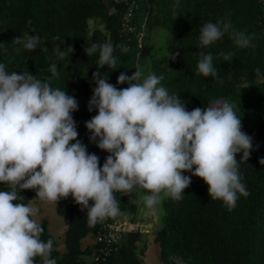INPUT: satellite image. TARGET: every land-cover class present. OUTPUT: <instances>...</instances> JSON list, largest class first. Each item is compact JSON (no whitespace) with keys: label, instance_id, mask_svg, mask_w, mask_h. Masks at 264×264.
Returning <instances> with one entry per match:
<instances>
[{"label":"clouds","instance_id":"9594fccd","mask_svg":"<svg viewBox=\"0 0 264 264\" xmlns=\"http://www.w3.org/2000/svg\"><path fill=\"white\" fill-rule=\"evenodd\" d=\"M226 33L237 48L254 46L255 35L236 30L230 19L205 22L200 28L197 75L219 80L212 54L201 49ZM12 44L47 51L39 34L16 37ZM114 51L110 42L85 48L89 57L99 53L92 76L97 86L88 102V111L98 114L85 126L90 141L109 153L102 167L99 157L78 139L72 115L79 110L78 101L52 87L51 81L59 77L57 65L51 64V75L41 80L31 72H9L0 63V184L7 189L0 190V264H37L38 259L39 264H57L51 258L52 240L41 239L44 228L34 219L38 210L20 202V191L35 190L36 198L49 204L71 196L81 211L87 210L89 227L122 214L117 193L143 190L145 208L155 214L165 198H183L191 176L201 178L211 200L222 201L229 211L238 196L249 195L239 164L250 158L253 142L242 131L234 106L214 100L189 111L180 96L162 86V75H145L139 67L131 76L119 75L117 84L128 87L118 89L100 71L105 66L117 69ZM55 52L58 59L66 55L59 46ZM221 55L228 62L234 53ZM237 87L247 89L250 84L242 79ZM259 163L264 165V159Z\"/></svg>","mask_w":264,"mask_h":264},{"label":"trees","instance_id":"16d2710c","mask_svg":"<svg viewBox=\"0 0 264 264\" xmlns=\"http://www.w3.org/2000/svg\"><path fill=\"white\" fill-rule=\"evenodd\" d=\"M176 4L177 0H0V63L9 72H31L41 80L51 75V64L57 65L59 77L51 81L52 87L67 91L78 101L79 110L72 114L78 139L90 154L99 157L102 167L109 153L90 141L91 134L85 126L98 114L97 110L88 111V102L97 86L92 76L97 71L99 53L89 57L85 48L89 43L113 44L117 69L105 66L100 71L109 76V83L121 89L128 85L117 84L119 75L131 76L150 59L149 36L156 28L165 29L170 35L166 54L152 59L150 72L162 75V86L180 96L189 111L207 107L214 100L231 103L241 118L242 131L252 138L253 149L248 161L239 164L249 195L238 196L231 211L222 201L211 200L208 185L201 178L184 173L191 176L192 183L181 200L163 201V227L153 232L161 260L164 264H264V165L259 163L264 159V11L257 0H179V6ZM138 10L144 12L140 26L135 20ZM219 19H230L236 30L254 34L255 39L253 47L240 49L226 33L220 41L201 49L213 56L219 73L215 81L197 75V54L200 28L205 22ZM91 21L100 24L92 33ZM36 34L45 41L47 51H28L12 44L16 37ZM143 34L141 49L139 38ZM121 45L128 51H121ZM58 46L66 50L63 59L57 58ZM228 52L234 55L225 62L221 53ZM242 79H247L249 88L238 89ZM242 155L237 154L236 159L240 161ZM0 190L7 189L0 184ZM19 195L25 204L36 199L35 190L20 191ZM116 198L124 212L128 208L126 196L117 193ZM56 205L65 222L67 251H59L44 220L41 239L52 240L51 258L57 264H90L99 244L85 245V239L96 238L101 226L116 221L120 215L89 227L87 210L81 211L71 196ZM144 239L145 234L139 231L124 234L105 264H143L147 250Z\"/></svg>","mask_w":264,"mask_h":264},{"label":"rangeland","instance_id":"374dc122","mask_svg":"<svg viewBox=\"0 0 264 264\" xmlns=\"http://www.w3.org/2000/svg\"><path fill=\"white\" fill-rule=\"evenodd\" d=\"M144 18V12L141 10L136 11L135 13V20L136 24L140 26L142 24ZM100 24L95 21L90 22L91 33L96 28L99 27ZM102 28V26H101ZM169 33L163 28H156L153 33L150 34V45H151V56L150 59L146 60V62L142 63L140 69L147 75L150 72V65L153 58L163 57L166 54V41L169 38ZM121 194V193H120ZM123 195V194H121ZM128 201V208L118 219L121 220H129L131 217L140 218L144 222L139 224H135L137 226V231L145 234V241L147 243V250L145 256L143 257V264H164L161 260L160 256V247L155 242L154 238V231L161 230L163 227V217H164V208H163V201L157 207V211L155 214H149L147 209L145 208L144 203V191L137 190L131 194H124ZM31 205L36 208L37 215L34 217L38 223H42L44 220H47L49 225V230L52 235V238L57 243V248L61 253H65L66 246L64 243V231H65V222L62 216H60L57 212V205L56 203H44L41 202L38 198L34 201L30 202ZM130 221V220H129ZM88 238L85 239V245H91ZM95 241L97 239L95 238ZM143 247V243L140 246L139 244V251ZM91 262V259L89 260Z\"/></svg>","mask_w":264,"mask_h":264},{"label":"built area","instance_id":"2783aa9c","mask_svg":"<svg viewBox=\"0 0 264 264\" xmlns=\"http://www.w3.org/2000/svg\"><path fill=\"white\" fill-rule=\"evenodd\" d=\"M264 11V0H257ZM130 15L125 18L126 22H129ZM143 34L139 38V48H143L144 44ZM137 232V226L129 220L117 219L114 222H107L100 227L96 235V243L98 247L94 250L91 256L90 264H105L115 246L124 234Z\"/></svg>","mask_w":264,"mask_h":264},{"label":"crops","instance_id":"0c3cea01","mask_svg":"<svg viewBox=\"0 0 264 264\" xmlns=\"http://www.w3.org/2000/svg\"><path fill=\"white\" fill-rule=\"evenodd\" d=\"M129 220H130L132 223L134 222V223H136V224H139V223H141V222H144V221L141 220L140 218H135V217H131ZM88 239H89V241H90L91 243H95V242H96L94 236H90V237H88ZM88 239H87V240H88ZM91 245H93V244H91Z\"/></svg>","mask_w":264,"mask_h":264}]
</instances>
